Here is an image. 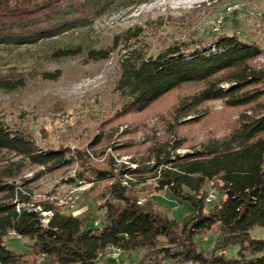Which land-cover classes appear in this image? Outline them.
<instances>
[{
	"label": "rangeland",
	"instance_id": "obj_1",
	"mask_svg": "<svg viewBox=\"0 0 264 264\" xmlns=\"http://www.w3.org/2000/svg\"><path fill=\"white\" fill-rule=\"evenodd\" d=\"M231 36L257 47L262 55L250 64L255 68L264 65V0H145L127 7L112 4L61 35L31 44L0 45V84L15 86L0 88V121L28 135L40 152L63 150L71 159L68 166L46 172L44 167L1 152L0 168L8 167L14 174L4 183L13 184L31 204H50L99 226L104 217L102 195L120 170L151 168L167 151L182 156L200 150L211 141L228 137L239 127L242 115L264 111L262 96L237 108L211 101L185 114L180 105L202 90L201 82L182 85L144 111L126 109V99L117 90L122 65L154 58L175 45L183 47L188 56L194 50L213 49L219 38ZM93 52L106 57L94 60ZM249 89L264 92V83ZM175 145L180 148L172 152ZM99 172L108 176L99 180ZM151 177L124 174L121 181L131 184L138 199L150 201L168 219L179 225L187 223L194 215L191 204L168 189L155 191ZM3 197L0 194V202ZM219 199L216 195L217 201L206 205L205 212ZM47 215L42 212L43 217ZM249 234L264 239L260 227ZM217 238L214 227L194 241L210 253ZM5 244L22 254L28 251L30 241L9 234ZM237 251L238 246L233 245L225 254L234 257ZM113 252L109 248L104 260L99 258L96 264H137L142 255L140 251H118L114 258ZM36 264L47 263L39 258ZM161 264L172 263L164 260Z\"/></svg>",
	"mask_w": 264,
	"mask_h": 264
},
{
	"label": "trees",
	"instance_id": "obj_2",
	"mask_svg": "<svg viewBox=\"0 0 264 264\" xmlns=\"http://www.w3.org/2000/svg\"><path fill=\"white\" fill-rule=\"evenodd\" d=\"M143 1L0 0V45L36 43L71 30L112 4L127 7ZM212 48L187 56L183 47L175 45L154 58L126 61L117 84L126 109L144 111L167 93L193 82L204 86L180 105L185 114L211 101L237 108L264 96L261 90L249 89L264 83V65L255 68L250 64L262 55L257 47L231 36L219 38ZM90 54L94 60L106 57ZM0 88L15 86L1 83ZM179 148L172 146V152ZM1 152L44 167L46 172L71 163L63 150L40 152L28 135L0 121ZM124 174L151 175L154 190L168 189L189 202L193 217L184 225L168 219L150 201H140L131 184L122 183ZM13 176L8 167L0 168V194L4 196L0 202V264H36L39 258L47 264H96L99 258L104 260L109 248L126 254L142 252L137 264L164 260L172 264H264V239L249 234L254 227L264 229V111L242 115L239 127L228 137L200 150L182 156L167 151L151 168L120 170L102 195L104 217L99 226L50 204H31L13 184L4 183ZM96 176L101 180L108 175L99 172ZM210 183L220 201L205 212ZM214 227L218 234L215 248L206 253L194 239ZM9 234L28 239V251L9 250L5 244ZM233 245L238 246L237 254L228 257L225 249Z\"/></svg>",
	"mask_w": 264,
	"mask_h": 264
},
{
	"label": "built area",
	"instance_id": "obj_3",
	"mask_svg": "<svg viewBox=\"0 0 264 264\" xmlns=\"http://www.w3.org/2000/svg\"><path fill=\"white\" fill-rule=\"evenodd\" d=\"M79 185H82V184H79ZM145 200V198H140V201H143ZM217 200H216V193L214 192V190L212 189V183H210V191L207 192V195H206V198H205V203L207 205H210V204H213L215 203ZM119 252L117 249H114V252L112 253V256L114 258H117L119 256Z\"/></svg>",
	"mask_w": 264,
	"mask_h": 264
}]
</instances>
